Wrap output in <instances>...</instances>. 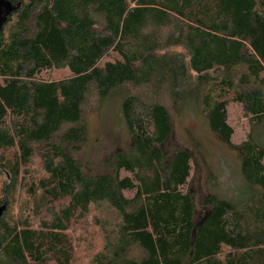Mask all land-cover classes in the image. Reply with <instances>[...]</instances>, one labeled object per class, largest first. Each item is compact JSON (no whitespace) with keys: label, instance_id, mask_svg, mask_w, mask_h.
<instances>
[{"label":"trees","instance_id":"1","mask_svg":"<svg viewBox=\"0 0 264 264\" xmlns=\"http://www.w3.org/2000/svg\"><path fill=\"white\" fill-rule=\"evenodd\" d=\"M4 1L0 264H75L70 222L102 204L118 221L95 216L101 248L88 264H264V0ZM110 96L131 147L109 159L113 174L88 177L66 148L85 141L83 107ZM163 98L174 114L195 107L227 146L229 108H240L250 201L208 196L196 220L191 156L163 152L172 132ZM19 187L32 213L14 217Z\"/></svg>","mask_w":264,"mask_h":264},{"label":"rangeland","instance_id":"2","mask_svg":"<svg viewBox=\"0 0 264 264\" xmlns=\"http://www.w3.org/2000/svg\"><path fill=\"white\" fill-rule=\"evenodd\" d=\"M65 75L66 72L63 71L43 76L58 79ZM161 103L167 109L172 126V132L163 146L164 154L170 156L175 150L182 149L191 156V177L187 189L193 196L196 220L201 218V203L208 196L229 201L237 207L250 201L252 194L240 173L238 146L245 141L251 127L240 108H229V123L234 135L231 145L227 146L208 131L205 119L192 105L183 106L174 114L166 99H161ZM120 105L115 96H110L102 107L94 100L83 107L85 141L80 145L68 146L66 151L88 177L113 174L109 159L118 152L128 151L131 147L120 115ZM37 161L35 159L32 164V174L35 176L41 173ZM33 175L28 178H35ZM26 181L27 179L23 183ZM19 188L20 198H17L16 207L12 211L14 217L23 215L24 209L21 205L26 202L24 188ZM31 207L30 204L26 211L32 213ZM98 211L100 215L93 210L83 222L75 218L70 222L67 236L74 246L75 264H88L92 255L101 248L100 230L95 225L97 218L107 222L113 229L116 228L118 220L107 205L102 204ZM42 217L39 213H33L32 221L40 222Z\"/></svg>","mask_w":264,"mask_h":264},{"label":"water","instance_id":"3","mask_svg":"<svg viewBox=\"0 0 264 264\" xmlns=\"http://www.w3.org/2000/svg\"><path fill=\"white\" fill-rule=\"evenodd\" d=\"M10 12V4L4 0H0V30L6 21V17L10 14ZM5 210V206H0V221Z\"/></svg>","mask_w":264,"mask_h":264}]
</instances>
